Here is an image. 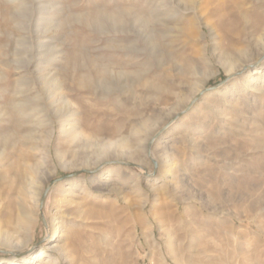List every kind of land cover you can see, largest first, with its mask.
Masks as SVG:
<instances>
[{"label": "rangeland", "instance_id": "1", "mask_svg": "<svg viewBox=\"0 0 264 264\" xmlns=\"http://www.w3.org/2000/svg\"><path fill=\"white\" fill-rule=\"evenodd\" d=\"M262 55L264 0H0V264H264Z\"/></svg>", "mask_w": 264, "mask_h": 264}, {"label": "bare ground", "instance_id": "2", "mask_svg": "<svg viewBox=\"0 0 264 264\" xmlns=\"http://www.w3.org/2000/svg\"><path fill=\"white\" fill-rule=\"evenodd\" d=\"M252 18L253 19H257V16H252ZM258 19H259V16H258ZM205 25H207V23H205ZM262 56H264V55H262ZM224 66H225V68H226V70L227 71H231L233 68H234V64L232 63V62H230L229 60H228V58L226 59V60H224ZM118 152V151H117ZM120 154H122V153H117L116 155H120ZM123 155V154H122ZM253 179V178H252ZM249 180V179H248ZM250 182H251V179H250ZM74 196H75V194H74ZM178 213H177V211H175L174 209L172 210V211H170L169 213H165V212H161V214H160V217L163 219V218H165L166 216L168 217V218H171V219H173V218H175L176 217V215H177ZM135 218H136V220L140 223L141 222V220H140V218H139V216L138 215H136L135 216ZM170 221V220H169ZM172 221V220H171ZM5 240H0V244H2V245H5Z\"/></svg>", "mask_w": 264, "mask_h": 264}, {"label": "water", "instance_id": "3", "mask_svg": "<svg viewBox=\"0 0 264 264\" xmlns=\"http://www.w3.org/2000/svg\"><path fill=\"white\" fill-rule=\"evenodd\" d=\"M161 132V130L160 131H158V133L157 134H159ZM42 202H43V197H42V200H41V204H42Z\"/></svg>", "mask_w": 264, "mask_h": 264}]
</instances>
